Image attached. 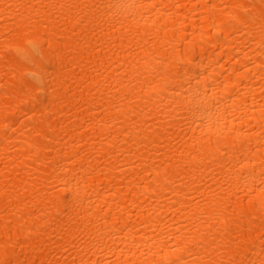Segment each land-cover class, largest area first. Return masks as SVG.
Here are the masks:
<instances>
[{"label":"bare ground","instance_id":"bare-ground-1","mask_svg":"<svg viewBox=\"0 0 264 264\" xmlns=\"http://www.w3.org/2000/svg\"><path fill=\"white\" fill-rule=\"evenodd\" d=\"M0 264H264V0H0Z\"/></svg>","mask_w":264,"mask_h":264}]
</instances>
